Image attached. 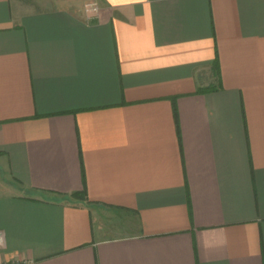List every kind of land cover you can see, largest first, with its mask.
I'll use <instances>...</instances> for the list:
<instances>
[{
    "label": "crops",
    "instance_id": "crops-1",
    "mask_svg": "<svg viewBox=\"0 0 264 264\" xmlns=\"http://www.w3.org/2000/svg\"><path fill=\"white\" fill-rule=\"evenodd\" d=\"M87 1L0 0V264H264V0Z\"/></svg>",
    "mask_w": 264,
    "mask_h": 264
},
{
    "label": "built area",
    "instance_id": "built-area-1",
    "mask_svg": "<svg viewBox=\"0 0 264 264\" xmlns=\"http://www.w3.org/2000/svg\"><path fill=\"white\" fill-rule=\"evenodd\" d=\"M83 11L88 20L94 19L99 12V5L95 0L87 1L83 5ZM4 240H5L4 233L3 231L0 230V249L4 245Z\"/></svg>",
    "mask_w": 264,
    "mask_h": 264
},
{
    "label": "trees",
    "instance_id": "trees-1",
    "mask_svg": "<svg viewBox=\"0 0 264 264\" xmlns=\"http://www.w3.org/2000/svg\"><path fill=\"white\" fill-rule=\"evenodd\" d=\"M208 88H211V87H207V89H208ZM198 90L200 91V89H198Z\"/></svg>",
    "mask_w": 264,
    "mask_h": 264
}]
</instances>
